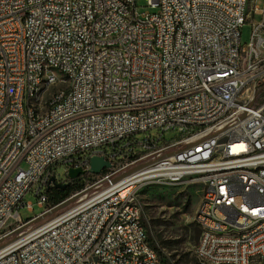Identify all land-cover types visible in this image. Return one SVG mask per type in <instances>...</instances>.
I'll use <instances>...</instances> for the list:
<instances>
[{
	"label": "built area",
	"instance_id": "2783aa9c",
	"mask_svg": "<svg viewBox=\"0 0 264 264\" xmlns=\"http://www.w3.org/2000/svg\"><path fill=\"white\" fill-rule=\"evenodd\" d=\"M50 65L66 67L57 88H48ZM70 81L78 90L69 91ZM59 88L64 99H56ZM44 99H53L48 116L34 113ZM154 129L182 137L135 141ZM95 156L111 167L91 174ZM245 156L252 167L229 170ZM217 157L228 158L227 169ZM256 164H264V7L0 0V264H157L156 247L148 255L141 245L148 233L138 203L154 178L202 188L197 264H264V172ZM59 165L67 177L58 183L82 169L72 182L87 185L44 218L58 206L48 205L47 192ZM36 185L44 212L24 221L19 211L32 210L24 198ZM202 223H218L217 232ZM227 229H248L249 237L224 240Z\"/></svg>",
	"mask_w": 264,
	"mask_h": 264
},
{
	"label": "rangeland",
	"instance_id": "374dc122",
	"mask_svg": "<svg viewBox=\"0 0 264 264\" xmlns=\"http://www.w3.org/2000/svg\"><path fill=\"white\" fill-rule=\"evenodd\" d=\"M261 8L264 0H255ZM241 43L247 45L252 37V25L247 23L241 30ZM146 135L159 139L160 144L174 142L182 137L179 131H168L162 134L158 129L146 133H138L135 141H142ZM133 141V140H132ZM124 145L125 142H121ZM112 151L111 147L107 148ZM135 149L142 151V146L135 145ZM59 182L65 181L67 171L65 165L56 168ZM87 185L84 179L74 187L71 192L77 191L79 186ZM39 185L24 198V204L31 203L32 210L27 206L20 209V216L24 221L30 220L44 212L38 205L37 196ZM46 188L43 189V192ZM202 188L195 185L183 184L175 187L149 185L140 190L138 203L142 213L144 225L150 235L153 245L158 250L163 264H197L195 247L199 241L200 231L195 222V213L201 201Z\"/></svg>",
	"mask_w": 264,
	"mask_h": 264
},
{
	"label": "bare ground",
	"instance_id": "6f19581e",
	"mask_svg": "<svg viewBox=\"0 0 264 264\" xmlns=\"http://www.w3.org/2000/svg\"><path fill=\"white\" fill-rule=\"evenodd\" d=\"M248 5H255V0H248ZM46 74L51 75V79L48 80V88H57L66 80V67L59 65L46 66ZM76 90H78V81H70L69 91ZM64 95H66V88L57 89L56 99H64ZM32 103H39V96H32ZM52 110L53 99H44L39 106H34V113H38L40 116H48ZM24 127H31V119H24ZM217 164H219V169H227L228 158L217 157ZM252 165L253 156H245L244 160H230L229 170L244 172L245 167H252ZM255 172H264V164H256ZM154 185L175 187L179 186V181L174 180V178H154ZM195 221H199L198 208L195 213ZM202 230L206 232H217L218 223H202ZM246 237H249L248 229H227L224 231V240H231L233 238L243 239ZM149 238V233L141 234V245H146L148 255H155V247L152 242H149ZM156 262L157 264H163L158 250H156Z\"/></svg>",
	"mask_w": 264,
	"mask_h": 264
},
{
	"label": "water",
	"instance_id": "95a60500",
	"mask_svg": "<svg viewBox=\"0 0 264 264\" xmlns=\"http://www.w3.org/2000/svg\"><path fill=\"white\" fill-rule=\"evenodd\" d=\"M111 164L107 162L104 158L95 156L91 158V169L90 173L93 175H99L106 168H110ZM85 172L82 169H70L68 172L69 182L61 184L57 182L56 178L51 179V183L54 184L55 188L66 190L72 185V181L77 180L80 176L84 175ZM73 203V199L64 201L62 204L55 207L49 213L45 214L44 218L59 213Z\"/></svg>",
	"mask_w": 264,
	"mask_h": 264
},
{
	"label": "trees",
	"instance_id": "16d2710c",
	"mask_svg": "<svg viewBox=\"0 0 264 264\" xmlns=\"http://www.w3.org/2000/svg\"><path fill=\"white\" fill-rule=\"evenodd\" d=\"M82 180H78L76 183L72 184V186H70L69 188H67L66 190H62V189H57V188H53L50 191L47 192V196H48V205L51 207H54L56 205H59L60 203H62L63 201H65L66 199H68L74 192H71V190L77 186V184L79 182H81ZM83 188V185L79 186L77 188L78 190H81Z\"/></svg>",
	"mask_w": 264,
	"mask_h": 264
},
{
	"label": "flooded vegetation",
	"instance_id": "af4514ba",
	"mask_svg": "<svg viewBox=\"0 0 264 264\" xmlns=\"http://www.w3.org/2000/svg\"><path fill=\"white\" fill-rule=\"evenodd\" d=\"M72 184H73V182H72ZM72 186V185H71Z\"/></svg>",
	"mask_w": 264,
	"mask_h": 264
}]
</instances>
